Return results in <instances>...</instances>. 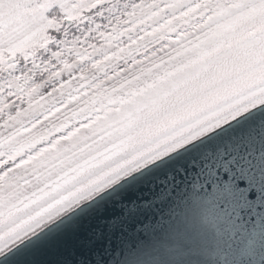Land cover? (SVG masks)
I'll use <instances>...</instances> for the list:
<instances>
[{
  "label": "snow or ice",
  "instance_id": "6c2138e0",
  "mask_svg": "<svg viewBox=\"0 0 264 264\" xmlns=\"http://www.w3.org/2000/svg\"><path fill=\"white\" fill-rule=\"evenodd\" d=\"M0 264H264V0H0Z\"/></svg>",
  "mask_w": 264,
  "mask_h": 264
}]
</instances>
